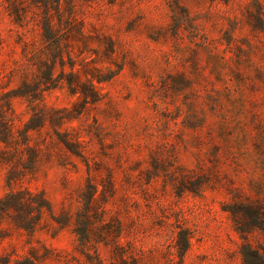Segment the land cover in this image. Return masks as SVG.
I'll return each instance as SVG.
<instances>
[{"label": "rangeland", "instance_id": "rangeland-1", "mask_svg": "<svg viewBox=\"0 0 264 264\" xmlns=\"http://www.w3.org/2000/svg\"><path fill=\"white\" fill-rule=\"evenodd\" d=\"M0 108V264H264V0H0Z\"/></svg>", "mask_w": 264, "mask_h": 264}, {"label": "trees", "instance_id": "trees-1", "mask_svg": "<svg viewBox=\"0 0 264 264\" xmlns=\"http://www.w3.org/2000/svg\"><path fill=\"white\" fill-rule=\"evenodd\" d=\"M6 120L2 108H0V138L5 128ZM17 212L18 225L21 228L33 231L41 222L46 210H51L50 202L44 194L34 193L30 190L12 191L5 198L0 200V210ZM87 231L83 235L87 236ZM187 246V238L186 245Z\"/></svg>", "mask_w": 264, "mask_h": 264}]
</instances>
